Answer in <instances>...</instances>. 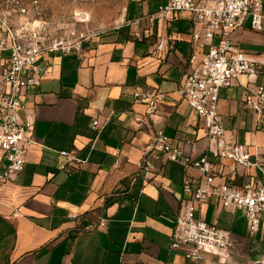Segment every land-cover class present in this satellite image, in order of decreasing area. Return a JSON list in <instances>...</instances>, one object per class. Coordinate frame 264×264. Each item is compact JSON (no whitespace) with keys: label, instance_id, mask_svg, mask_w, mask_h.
I'll list each match as a JSON object with an SVG mask.
<instances>
[{"label":"crops","instance_id":"1","mask_svg":"<svg viewBox=\"0 0 264 264\" xmlns=\"http://www.w3.org/2000/svg\"><path fill=\"white\" fill-rule=\"evenodd\" d=\"M162 3L131 0L125 19L149 16ZM196 30L199 26L183 13L169 26L163 20L151 28L143 24L140 38L128 28L88 42L80 54L46 57L49 73L26 93L19 112L33 124L27 163L0 189V264H192L186 249H171V236L176 217L186 209L184 181L198 180L199 172L155 152L149 172L140 165L156 131L194 158L210 146L203 122L178 93L207 51L203 39L193 44ZM160 39L167 43L163 52L156 50ZM232 40L264 61V27L253 30L251 17ZM255 82L264 85V72ZM146 89L160 91L165 100L154 124L139 127L136 117L144 109L134 105L133 94ZM244 98L242 88L221 89L219 112L226 131L254 160L264 154V130ZM94 120L102 128L99 136L91 129ZM60 151L73 152L82 162L60 172ZM209 159L224 168L217 184L241 188L263 181L257 170L237 168L231 176L229 162L213 153ZM17 211L20 216L13 218ZM201 217L230 234L234 249L228 264L264 259V234H249L244 211L223 209L213 198L202 206ZM200 264L222 263L204 255Z\"/></svg>","mask_w":264,"mask_h":264},{"label":"built area","instance_id":"2","mask_svg":"<svg viewBox=\"0 0 264 264\" xmlns=\"http://www.w3.org/2000/svg\"><path fill=\"white\" fill-rule=\"evenodd\" d=\"M46 1L0 0V54H8L5 61L0 59V189L13 182L27 163V148L33 143V124L23 120L19 112L24 109L26 93L38 87L49 73L46 57L80 54L84 50L83 42L72 44L58 37L46 39L47 34L39 26ZM183 13L199 26V30L192 33L193 44L203 39L207 51L199 67L185 76L178 93L203 122L210 146L203 156L194 158L174 146L163 131H156L140 167L149 172L153 168L151 158L155 152L164 155L169 162L199 172L198 180L188 178L184 181L186 209L176 217L171 249H186L185 257L192 264H200L204 255L217 256L222 264H228L233 260L234 249L230 234L206 222L201 217V208L214 198L223 209L245 212L251 236L259 232L264 234V154L253 160L236 135L226 131L219 112L221 89L242 88L245 108L256 115L264 130V85L255 82V78L264 72V61L253 59L232 40V34L243 27L247 17H251L253 30L263 31L264 0H163L155 13L136 18L128 22L127 27L133 30L135 38H140L143 24L151 28L155 20H163L169 26ZM77 17L80 22L89 20L86 12L78 13ZM166 46V40L160 39L156 50L163 52ZM195 60L194 54L190 64ZM164 100L165 94L156 89L133 94L134 105L144 109L136 117L139 127L154 124L159 105ZM91 129L97 136L102 133L98 120L92 122ZM210 153L231 164L227 166V174L236 175L237 168L257 170L262 173L263 181L241 188L217 184L218 176L224 175V168L214 165L209 159ZM56 159L60 172L82 162L75 153L68 151L58 152ZM19 216L17 211L12 217ZM254 264H264V259L256 260Z\"/></svg>","mask_w":264,"mask_h":264},{"label":"rangeland","instance_id":"3","mask_svg":"<svg viewBox=\"0 0 264 264\" xmlns=\"http://www.w3.org/2000/svg\"><path fill=\"white\" fill-rule=\"evenodd\" d=\"M131 0H47L39 26L47 37L65 38L85 45L110 33L127 30L125 15ZM86 12L89 20L80 22L77 14Z\"/></svg>","mask_w":264,"mask_h":264}]
</instances>
